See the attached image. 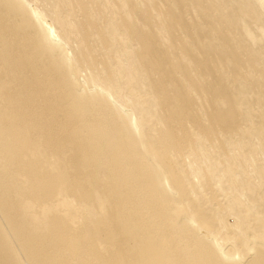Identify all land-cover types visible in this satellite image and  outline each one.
Listing matches in <instances>:
<instances>
[{
	"label": "bare ground",
	"instance_id": "6f19581e",
	"mask_svg": "<svg viewBox=\"0 0 264 264\" xmlns=\"http://www.w3.org/2000/svg\"><path fill=\"white\" fill-rule=\"evenodd\" d=\"M0 264H264V0H0Z\"/></svg>",
	"mask_w": 264,
	"mask_h": 264
}]
</instances>
